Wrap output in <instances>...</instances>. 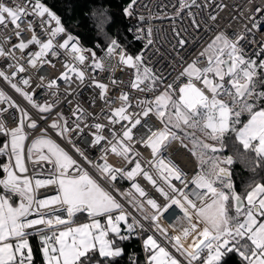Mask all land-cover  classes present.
I'll use <instances>...</instances> for the list:
<instances>
[{
  "label": "snow or ice",
  "instance_id": "snow-or-ice-1",
  "mask_svg": "<svg viewBox=\"0 0 264 264\" xmlns=\"http://www.w3.org/2000/svg\"><path fill=\"white\" fill-rule=\"evenodd\" d=\"M137 5L138 0H130L122 14L133 17ZM195 7H200L197 0H179L172 17L175 20L186 16L188 24L172 28L175 43L171 46L183 71L169 83L147 63L148 51L156 42L151 27L136 29V39L145 41V51L130 55L118 39L109 36L114 20L107 9L90 10L82 18L94 33L93 47L89 48L41 0H27L23 7L15 8L0 4V25L14 26L19 40L8 48L11 36L3 37L0 57L16 59L13 49L19 50L27 57V64L37 68L38 64L54 67L50 57L66 55L65 71L47 84L41 76L37 87L58 91L57 81L70 84L73 75L83 84L86 74L78 65L90 61L93 69L103 70V61L93 50L103 47L108 57L118 58V65L132 70L133 78L127 82L130 89L152 95V99L145 96L133 104L129 92L121 90L117 97H110L109 85L93 78L91 83L100 90L99 99L107 108H102L100 115L108 123L99 122V115L89 113L79 103L70 110L74 120L62 112L50 120L55 102L39 103L35 90L28 92L19 86L30 87V77L21 78L19 84L13 82L18 74L27 71L25 66L17 62L11 75L0 70V78L47 125L30 139L32 132L39 129L37 119L0 89V156L8 157V163L0 165L4 173L0 178V264H35L30 243L34 234L39 237L42 264H114L124 254L117 239L126 241L133 236L141 238L142 234H147L143 236L145 264H226L231 256L237 258L238 264H264V178L256 179L258 171L264 170V38L249 35L255 31L264 37V31H260L264 6H257L255 12L244 17L248 23L243 25V31L214 33V38L188 62L184 50L190 44L199 45L189 28L199 31L202 27L192 11ZM29 16L37 18L38 24L27 20ZM139 20L146 18L140 15ZM208 20L215 22L217 16L209 13L203 24ZM22 23L27 27L22 29ZM37 27L43 30L46 40L37 35ZM25 31L31 32L27 42L20 39ZM98 36H104L108 43L102 44L95 39ZM30 45L39 50L26 51ZM251 45L255 50L249 54ZM201 59L206 61L202 67L198 66ZM179 80L184 82L177 86ZM110 83L119 87L125 82L110 78ZM152 117L160 127L151 122ZM8 118L15 127H7ZM89 118L91 123L87 122ZM77 140L87 148L79 147ZM174 142L198 160V170L190 179L170 155H165ZM137 144L150 149L152 159L146 162L147 169L138 158L141 153ZM229 147L232 154L222 155ZM92 148L102 151L98 160L90 158ZM109 154L131 167L114 166L108 161ZM29 162L34 172L40 166L47 175L28 176ZM237 162L253 174L242 192L237 190L231 170ZM140 176L163 198V204L136 181ZM118 177L132 181L131 189L138 196L131 190L116 188ZM49 186L55 194L38 198V190ZM197 194L199 204L192 198ZM170 210L174 218L164 226L161 220ZM85 214L88 222H78ZM122 223L127 235L122 232ZM130 261L137 264L131 257Z\"/></svg>",
  "mask_w": 264,
  "mask_h": 264
},
{
  "label": "built area",
  "instance_id": "built-area-1",
  "mask_svg": "<svg viewBox=\"0 0 264 264\" xmlns=\"http://www.w3.org/2000/svg\"><path fill=\"white\" fill-rule=\"evenodd\" d=\"M27 0H0V4L7 5L9 7L15 8L16 6L23 7ZM35 2V0H33ZM212 5L209 7L208 5ZM146 5V7L144 6ZM197 5H200V7H195L192 9V11L196 12V18L201 21L202 27L199 31H193L191 28H189V31L193 33V35L196 37V39L199 41V45L197 47H192L190 44L189 48L184 50L183 55L185 56L186 60L188 62H191L193 59H195L196 55L203 50V48L206 46L207 43L211 41V39L214 38V33H218L220 31H243V25L245 23H248L244 17L248 16L250 13L255 12V8L257 6H264V0H252L250 3L249 0H197ZM215 5H221L223 7L217 8ZM179 7V0H138V5L135 8V15L131 18H129V27L128 32L131 38L137 42L140 45V49L138 51L142 52L145 51L143 49V44L145 43L144 40H137L136 36L138 35L136 29L137 28H144L145 30L148 27H151L153 29L154 34V40L156 41L153 46L150 47V50L148 51V65L154 69V71L158 73H162L167 82L171 83L172 81L176 80V78L179 76V73L183 71V66L178 63L179 56L177 55L176 51H173L172 44L175 43V40L173 39V32L172 28L174 25H179L181 23H184L185 26L188 24V19L186 16H179L176 17L175 20L172 19L176 15V11ZM188 10L186 9L185 12ZM241 12L243 13V16H241ZM201 13L203 14L201 16ZM209 13L212 15L217 16V20L215 22L208 20L207 24H203V21L207 19ZM143 15L146 18V21H140L139 16ZM235 17V18H234ZM264 18V17H262ZM27 20H32L34 24H38V19L34 17H27ZM210 25H213V27H209ZM54 26V22H53ZM27 27L26 23L21 24V28L24 29ZM249 27L251 25L249 24ZM131 29V31H129ZM14 26H12L10 23L5 27L4 25H0V42H2L3 37L11 36V42L6 45V47L10 48L12 43H18L19 40L14 35ZM260 31H264V25L261 26ZM37 35L42 39L46 40L47 36L44 35L43 30L39 27L36 28ZM250 37L255 39H262L264 37H261L258 35L257 32H252L249 34ZM31 32L25 31L22 33V36L20 39H23L25 42L30 38ZM81 43L86 46L82 41ZM88 47V46H86ZM123 47V46H122ZM124 48V47H123ZM125 49V48H124ZM38 46H31L26 51H38ZM126 50V49H125ZM255 50V46L251 45L248 48L249 54H251ZM128 54L132 55L128 50H126ZM14 55L16 59L9 58H2L0 57V70L6 72L7 74L11 75L13 71H15V65L17 62L20 64H23L27 71L25 73L18 74V76L13 80L14 83H18L21 80V78H31V86H25L23 84H19L21 88H23L25 91L32 92L35 90V99L39 103H44L45 100L49 103L55 102V109L53 111L52 116L50 117V120L56 119V113L62 112L66 118H68L70 121L74 120L75 117L72 116L71 109H74L77 104L86 109L89 113H92L93 115H99V122L101 123H108L107 120L103 118L101 113V109L105 108L107 110L106 106L104 105V102L99 99V92L100 90L95 87L94 84L91 83L92 79L95 78L96 81L100 83H105L109 85L108 89V96L110 97H117L121 90L129 92L130 93V99L132 100L133 104H135V101L137 99H142L147 96L148 99H152V95L150 93L145 94L141 93L135 89H130L127 86V82L133 78L132 77V70L128 69L127 67L123 65H118V58L117 57H108L106 55V50L103 49L100 53H97V57L101 58L104 64V69H93L90 66V61H86L85 65H78V67L85 72V80L84 83L81 84V82L75 78V75H73L72 82L64 83L61 80H58V86L59 90L56 89H47V88H39L37 85L41 83L40 77L43 76L45 80L43 81L44 84H47V82L51 79L57 78L61 75L62 72L65 71L64 68V62L66 59V55H62L59 58L57 57H50L52 59L54 67L52 65H44L41 67L40 64L37 65V68H32L30 65L27 64V57L22 56L21 52L19 50L13 49ZM137 53V54H138ZM206 61L204 59H201L198 61V66L202 67L204 66ZM13 65V67H9V65ZM39 69V71H37ZM110 78H114L118 81H124L125 83L121 84L119 87H114L110 83ZM183 80L177 81V86H179L180 83H183ZM0 89L4 90L7 95L11 96V98L19 104L21 107L26 108L29 113L32 115L33 119H37L39 124V129L32 132L30 139L34 138L35 136L40 134V129H43L46 127V123L43 120H39L37 118V113L35 109H32L27 102L13 89L10 88V86L2 79L0 78ZM55 92L56 94L53 95L52 93ZM71 93V94H69ZM95 100V103L93 104L92 101ZM71 102V103H69ZM118 104H114L113 107H118ZM3 107H7V105H3ZM133 109H130L132 111ZM135 111H139V109H134ZM9 111H13L12 109H9ZM7 116V114H5ZM49 120V122H50ZM88 123H91L92 120L89 118L87 121ZM151 122L155 124V126L158 128L160 127L159 123L155 120L154 117H152ZM7 127H15V124L12 122L10 118L7 119ZM83 127V125H82ZM117 129H119L120 125L117 124L115 126ZM135 131V130H134ZM107 135V132L104 133ZM85 136H88V130L85 129ZM76 139L75 135L73 137ZM90 139V136L88 137ZM0 140L3 141V137H0ZM78 146L82 149L87 148V145L81 142L80 140H77ZM137 149L141 153V156L138 157L141 161V164L146 169L148 168V164L146 163L148 160L152 159L150 149L144 148L141 145H136ZM90 158L93 160H98V158L102 155V151L99 148H92L89 150ZM166 156L170 155L171 159L179 165V167L188 174L189 179L197 172L198 170V160L196 157L192 155V153L181 146H179L178 143H173V145L168 149V152L165 153ZM109 163L113 164L116 167H131V165H126V163L121 160L120 158L116 157L115 155L109 154L108 156ZM103 162V161H99ZM27 167L29 168V172L27 173L28 176H33L34 174L37 175V178H43V176L39 175L40 173H43L44 176L47 175V172L44 171V168L41 170H35L33 171L31 167V163H27ZM45 167H50L45 165ZM150 173L155 176V173L152 172L151 169H149ZM136 181L143 187L148 193L149 196L154 197L157 199L158 203L163 204V198L159 196L158 193L155 192V190L152 188L151 185L147 183L143 179L142 176L137 177ZM174 183L177 184L178 187H182V185L179 184V182L174 181ZM132 181H129L128 179H120L118 177L117 181L115 182L116 188L120 189V191H129L131 190L133 194H135V190L131 189ZM106 187H109L106 185ZM194 187V186H190ZM109 190L112 191V189L109 187ZM48 193H54L53 187L49 186L47 188H41L38 190V198H40L42 195H46ZM55 194V193H54ZM114 195H117V198L123 201V197H120L117 193L113 192ZM138 196V194H135ZM197 204H199V195H194L192 197ZM125 207L133 212V215H136L137 218H139V214L135 213L131 207L127 204H125ZM146 209L148 211H152L148 205L145 204ZM178 212V209L175 210ZM172 215V218H174V213L172 210L169 211V213H166L164 218L161 220V223L164 226H167L169 222V217ZM172 220V219H171ZM131 222V221H129ZM104 223V221H103ZM146 223V222H145ZM137 238L136 236H134ZM141 245L143 244V234L141 235V238H138ZM142 251L144 255V264L146 259V254L143 249L142 245ZM175 254V253H174ZM134 259V255L131 257ZM129 262L130 259H129Z\"/></svg>",
  "mask_w": 264,
  "mask_h": 264
},
{
  "label": "trees",
  "instance_id": "trees-1",
  "mask_svg": "<svg viewBox=\"0 0 264 264\" xmlns=\"http://www.w3.org/2000/svg\"><path fill=\"white\" fill-rule=\"evenodd\" d=\"M47 6L51 7L62 20L66 27H68L73 34L77 35L79 39L89 48L93 47L94 33L90 30V25L82 22V18L86 13L97 11L101 8L107 9L113 15L114 22L108 29V34L112 38L118 39L121 45L128 50L132 55H136L140 49V45L135 42L128 32L129 18L122 14V8L126 6L130 0H41ZM95 39L107 44L108 41L104 36L95 37ZM104 48L98 47L93 50L100 53ZM246 118V117H245ZM0 142H2L0 140ZM223 155H231V148L225 149ZM7 156H0V165L7 163ZM231 170L233 172V179L235 181L238 191H243L244 184L253 175L239 162L235 163ZM4 173L0 168V178H3ZM264 178V170H259L256 176L257 180ZM86 216H80L79 221L86 220ZM78 221V222H79ZM123 234L127 235L124 231ZM31 245L34 249V262L35 264H42V255L39 253V241L35 237L30 238ZM117 244L124 249V254L114 261V264H131L130 257L134 255V260L137 264H144V255L142 245L138 238L134 236L126 241L117 239ZM226 264H238L237 258L231 256L227 258Z\"/></svg>",
  "mask_w": 264,
  "mask_h": 264
},
{
  "label": "rangeland",
  "instance_id": "rangeland-1",
  "mask_svg": "<svg viewBox=\"0 0 264 264\" xmlns=\"http://www.w3.org/2000/svg\"><path fill=\"white\" fill-rule=\"evenodd\" d=\"M201 138H203V137H201ZM189 148H191V144L189 143ZM223 155V154H222ZM7 160V163H8V158L6 159ZM31 167H32V169H33V165L31 164ZM42 168L40 167V166H36L35 167V170H41ZM18 199V198H17ZM85 216H86V214H85ZM103 219V218H102ZM85 222H88V221H85ZM102 222V221H101ZM82 223V222H81ZM104 223H105V221H104ZM121 229H123L124 231H125V225L122 223L121 224ZM149 234V233H148ZM144 235H147V234H143V236Z\"/></svg>",
  "mask_w": 264,
  "mask_h": 264
},
{
  "label": "crops",
  "instance_id": "crops-1",
  "mask_svg": "<svg viewBox=\"0 0 264 264\" xmlns=\"http://www.w3.org/2000/svg\"><path fill=\"white\" fill-rule=\"evenodd\" d=\"M8 158V157H7ZM171 219H173L172 218V215H170V217H169V222H171ZM85 221H88L87 219L86 220H84V221H79V222H85ZM101 221L103 222V221H105V220H103L102 218H101ZM122 232H124V230L122 229ZM150 234V233H149ZM32 237H35V238H37L38 239V241H39V237L37 236V235H33ZM31 238V237H30ZM31 243V242H30Z\"/></svg>",
  "mask_w": 264,
  "mask_h": 264
},
{
  "label": "bare ground",
  "instance_id": "bare-ground-1",
  "mask_svg": "<svg viewBox=\"0 0 264 264\" xmlns=\"http://www.w3.org/2000/svg\"><path fill=\"white\" fill-rule=\"evenodd\" d=\"M87 46V45H86ZM2 141V140H1ZM54 193H48L46 195H42L40 198H44L45 196H48V195H53ZM104 220V219H103ZM103 223V222H102Z\"/></svg>",
  "mask_w": 264,
  "mask_h": 264
}]
</instances>
